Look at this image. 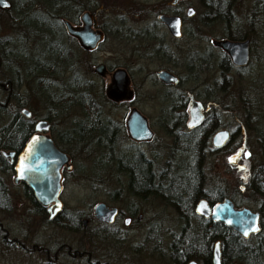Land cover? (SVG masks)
I'll return each mask as SVG.
<instances>
[{
  "label": "flooded vegetation",
  "instance_id": "flooded-vegetation-1",
  "mask_svg": "<svg viewBox=\"0 0 264 264\" xmlns=\"http://www.w3.org/2000/svg\"><path fill=\"white\" fill-rule=\"evenodd\" d=\"M7 1L10 3V7H0V17H6L9 31L12 29L19 31L15 36L8 34L0 36V145L2 141H5L4 144L10 146L9 148L0 146V183L9 192V195L10 186L20 187L26 195L27 191L32 192L24 180L15 179V166L19 154L30 137L34 134L44 135L51 139L54 146L65 154L66 158L59 164L61 211L53 219H49V205H39L44 209L48 221H55L60 217L62 219L69 218V215L66 216L61 193L65 184L70 180L71 174L76 171L70 148L73 141L82 146V134L84 131L86 132V127H89L87 134H94L95 140L93 141L96 143V147L99 146V153L107 154L111 160L109 165L117 176L116 179H123V187L119 190L126 191L132 199H152L154 205L161 206L162 211L171 209L176 215L179 227L173 233L171 240L184 233L187 234L190 226L195 223L197 218L214 223H223L198 213L197 205L201 200L206 201L210 211L218 202L228 198L232 201L235 209L246 207L252 212L258 213L260 226L258 232L250 233L244 237L232 229L245 242L251 241L261 231V220L264 215V179H261V173L264 174V162L252 163L251 168L248 169L249 173L242 178L241 183L237 186L238 189H234L231 194L227 192L229 187L210 186L205 182L204 162V184L199 191L200 174L198 167L200 157L204 156L205 161L208 153L223 152L229 147V144H233L238 134L244 133L243 128L246 127V123H250L251 126L253 123L259 124L261 121L262 112L258 111L260 96L257 90L259 78L256 76L257 72L261 71L259 63L255 67V75L251 77L255 81L253 93L251 92V95L247 91L244 94L239 93L235 103L234 98L229 95L234 85L240 87L238 78L247 74L250 67L255 66V64L252 66L253 57L255 60L261 61L260 58L258 60L259 56L252 55V51L256 25L261 26L262 24L261 15L264 12V0H251V8L249 9L251 12L245 18L237 17L239 14L236 12V7L241 0H199L200 6L198 5L197 8L188 3V0H144L142 2L145 4L142 9L143 14L149 15L153 12L156 19L150 23L148 32L137 34L126 42L137 41L133 46L166 47L168 46L167 40L176 43L183 37L187 20L201 17L205 23L222 25V36L210 37L208 39L210 45L206 52L196 57L198 62H204V66H207L209 60L214 62V56H210L209 52L213 51L214 48L217 49L219 53V56L216 57L218 59L216 62L217 71L215 66H212L211 75L207 74L209 75L207 78L202 77L200 73L206 69L200 70L201 65L197 62L193 88L186 94H182L177 90L181 84L180 76L169 68L160 67L151 75L154 78L155 88L159 86L157 90L161 89L163 92V95L158 94L156 97L160 106L155 115L147 111L142 113L132 105L127 107V114L124 119H113L110 116H104L102 105L96 104V108H92V112L95 113L94 120L88 118L87 121L82 119V72L76 67L79 88L71 90L69 88L70 79L68 78L70 75L67 78L63 75L65 67L57 66L56 72V64L41 49L47 48L52 43L63 46L69 44L70 40L79 46L81 51L91 52L98 49L105 41L106 31L103 26L96 23L94 8L93 11L83 8L87 2H93L96 6L97 0H85L86 4H82V9L79 10L75 18H71L70 15L75 13L76 7L69 6L70 3L66 0L58 1V5L64 6L63 8L55 7V2L49 0ZM157 6L159 8H156ZM189 8L193 9L190 14H188ZM60 11L62 14L58 15ZM85 11L90 12L93 16L92 28L99 29L103 33L101 41L91 50L82 48L76 38L67 32L64 25L65 20L73 25H82L81 14ZM160 15L179 16L181 18L179 36L171 33L166 24L159 18ZM43 20L49 22L56 29L46 33L43 29L38 28L35 22H42ZM2 27L0 23V29ZM222 39L233 42L247 41V63L241 66L236 65L228 52L214 44L215 40ZM99 65L104 67L102 73L96 71ZM118 68L111 69L106 64L98 63L93 70L99 76L111 71L112 83V73ZM161 69L174 73L179 79L178 82L166 83L159 79L157 72ZM59 70H61L60 74H58ZM124 70L130 78L128 71ZM251 73L249 71L247 75L251 76ZM101 89L103 90L102 87ZM107 91L108 89L106 90V97L110 102H122L129 95L128 93L125 97L115 100L108 96ZM168 93H173L174 97ZM146 96L149 100L153 99V96ZM99 98L101 99L100 96ZM222 98L224 102H221ZM35 100L43 103L44 113H34L31 103ZM190 100L199 103L201 113V119L192 126H190ZM235 104H240L242 119L235 118ZM232 108H234V114L231 118ZM134 109L144 117L147 126L145 130L138 125L136 118L130 121L132 129H129L128 119ZM223 114L228 116L226 120L221 119ZM40 121L46 122V128L36 130L35 128ZM256 129L258 130L257 127ZM221 130L227 132V139L222 146H215L213 143L214 135ZM148 132L151 133V136L145 138L144 136ZM121 138L128 145L125 150L119 152L116 151V145ZM103 147L106 148L104 152L101 150ZM251 157L252 154L249 150L243 151L244 159L247 160ZM235 161L236 157L229 159L230 163H235ZM119 190L117 189L116 193ZM237 196L240 197L239 200L236 198ZM240 200L254 201L255 207L253 208L246 203H239ZM107 206L116 207L117 213L111 223L101 222L94 217L99 222L100 227H114L120 220L125 226H129L142 218L140 213L134 218L135 207H132L130 212H124L116 205ZM151 219L148 234H156L155 225L163 223V216L159 212H154ZM82 222L84 225L86 224L84 221ZM217 240L220 241L221 249V240ZM168 250L170 260V247ZM190 261L200 264L196 259L188 256L182 264H189ZM169 264L171 263L169 262ZM228 264H237V262L233 260Z\"/></svg>",
  "mask_w": 264,
  "mask_h": 264
},
{
  "label": "rangeland",
  "instance_id": "rangeland-1",
  "mask_svg": "<svg viewBox=\"0 0 264 264\" xmlns=\"http://www.w3.org/2000/svg\"><path fill=\"white\" fill-rule=\"evenodd\" d=\"M250 1H240L236 7L238 18L250 15ZM142 2L144 0H97L96 6L93 2H87L83 7L94 10L96 23L104 27L106 38L94 51L83 54L82 51L75 49L73 57L75 67L82 72L83 78L101 86L105 94L111 85V71H107L102 76L97 75L93 68L98 63L106 64L111 69L122 67L130 76V91L126 100L117 103L110 102L107 97L100 99L104 101H100L104 116L113 119H124L127 107L132 105L142 113L147 111L155 115L158 112L160 103L156 97L158 94L163 95V92L161 89L157 90L159 86L155 88L154 78L151 75L160 67L169 68L180 76L181 84L177 90L182 94L191 91L198 62L196 57L206 52L210 45L208 42L210 37L223 34L221 24L205 23L201 17H197L186 21L184 35L176 43L167 40L166 47L133 46L137 41L126 42V40L148 32L150 23L156 19L153 12L149 15L143 14L142 9L145 4ZM187 2L196 8L199 5V0ZM262 17L264 12L261 15L262 24L256 25L253 34L255 40L252 51V55L259 56L258 60L260 58L261 61L253 57L252 66L254 64L255 66L247 70V74L249 71L252 72L251 76L247 74L240 76L239 84L237 83L240 87L234 85L229 95L234 98L235 103L239 93L244 94L246 91L250 95L253 93L255 81L251 77L255 75V67L259 63L261 71L257 72L256 76L259 78L257 90L260 96L258 111L262 112L261 121L251 126L250 123H246V127L243 126L244 133L238 134L233 144H229L223 152L208 153L204 161L205 182L210 186L229 187L227 190L229 194L234 189H238V184L249 173L248 169L251 168L252 163L264 162V18L262 20ZM0 23L3 26L0 29V36L6 34L15 36L19 32L13 29L9 31L6 17H0ZM70 44L74 49L75 46ZM211 52L209 55L214 56V62L209 60L207 66H204V62H198L201 65L200 70L206 69L200 73L205 78L211 75L212 66H215L217 71L216 57L219 53L215 48ZM70 73L71 71L63 70L65 78ZM168 94L174 97L173 93ZM146 95L153 96V99L149 100ZM95 98L98 99L96 93ZM221 102H224L223 98ZM32 103L34 113H44L45 107L42 102L35 100ZM239 105L235 104V118L242 119ZM233 109L231 118L234 114ZM94 117V112L82 111V119L94 120ZM227 117L223 114L221 119L226 120ZM88 128L82 134V146L75 141L72 142L70 151L76 171L71 174L61 193L66 216L72 213L79 214L78 220L75 221L77 230L70 229L67 222L48 221L37 211L20 187L10 186L11 208L9 211H0V264H169L168 246L173 233L179 227L176 215L171 209L162 211L161 206L154 205L152 199H132L126 191L119 190L123 187V179H116L115 171L109 165L110 158L107 154L99 153V146L96 147L93 141L94 134H87ZM127 145L128 143L121 138L116 145V151L125 150ZM246 149L252 154L247 160L243 158V151ZM101 150L104 152L106 148L103 147ZM231 157H236L235 163L229 162ZM117 189L118 193H116ZM236 198L240 199L239 196ZM97 202L116 205L124 212H130L132 207H135L134 218L139 213L142 218L129 226H125L120 220L114 227H100L93 215V206ZM239 203L255 207L254 201L240 200ZM154 212L161 213L163 223L155 225L156 234H148L149 222L152 221ZM134 218L133 220H136ZM82 221L86 224L84 225Z\"/></svg>",
  "mask_w": 264,
  "mask_h": 264
},
{
  "label": "water",
  "instance_id": "water-1",
  "mask_svg": "<svg viewBox=\"0 0 264 264\" xmlns=\"http://www.w3.org/2000/svg\"><path fill=\"white\" fill-rule=\"evenodd\" d=\"M0 7L8 8L10 7V3L7 0H0ZM191 12H193V9L189 8L188 14ZM159 18L166 24L173 35H180L181 18L179 16L160 15ZM81 21L83 22L82 25H73L68 20H65V29L71 36L76 38L82 48L85 50L94 49L101 41L103 33L99 29L92 28L93 16L90 12L85 11L81 14ZM214 44L228 52L236 65L241 66L247 63V41L233 42L222 39L215 40ZM103 68L102 65H99L96 71L102 73ZM157 76L166 83H177L179 80L174 73L165 69L159 70ZM128 83L129 78L126 71L122 68L116 69L112 73V83L107 91L108 96L115 100L125 97L129 93ZM190 114V126H192L201 119L199 103L194 100H190ZM135 118L138 119V125L145 130L147 128L145 119L135 109L131 112L128 119L129 129H132L130 121ZM46 125L45 121H40L35 129H45ZM150 136L151 133L148 132L144 137L148 138ZM226 139L227 132L221 130L214 135L213 143L215 146H222ZM9 154H12V152H9ZM65 158L66 155L54 146L51 139L41 134H34L26 142L23 150L19 154L15 166V179H22L26 182L39 204L49 205V219H53L61 211L62 203L59 197L61 191L59 164L65 160ZM197 211L204 217H210L214 221L223 222L226 226L244 237L260 230L258 213L252 212L246 207L235 209L232 201L228 198L218 202L213 207L212 211H210L206 201L201 200L197 205ZM116 213V207H108L103 202H99L93 206V215L101 222H113ZM212 263L221 264L219 240H216L213 245ZM189 264H196V262L190 261Z\"/></svg>",
  "mask_w": 264,
  "mask_h": 264
},
{
  "label": "trees",
  "instance_id": "trees-1",
  "mask_svg": "<svg viewBox=\"0 0 264 264\" xmlns=\"http://www.w3.org/2000/svg\"><path fill=\"white\" fill-rule=\"evenodd\" d=\"M55 2V7L63 8L64 6L58 5V1L62 2L63 0H49ZM70 3L69 6L76 7L75 13L71 14V18H75L79 10L82 9V4H86L85 0H66ZM207 1V0H205ZM62 11L58 13L61 15ZM66 14V13H65ZM31 23V22H30ZM38 28L43 29L46 33H50L55 30V27L43 20L35 22ZM70 43L72 41L70 40ZM65 44L59 46L56 43L52 45L43 47L44 53L49 55L53 62L56 64L55 71L57 72V66H63L65 69L71 71L70 76V85L71 90H76L79 88L77 68L75 67V62H73L74 50L77 49L81 51L79 46H75L74 49L71 48V44ZM77 46V47H76ZM82 53L86 52L82 50ZM61 67V68H63ZM58 71V74H60ZM95 93L101 99L106 97V94L101 89L99 85H96L91 80L85 79L82 77V111L83 112H92V108H96V104L104 102L103 100L96 99ZM99 100V101H98ZM109 100V99H108ZM87 129V127H86ZM93 129V128H92ZM94 131V130H93ZM94 133V132H93ZM5 141H2V147L9 148L10 146L4 144ZM205 157L202 156L199 158V191L203 187V162ZM261 179H264V174L261 173ZM260 180V179H259ZM258 181V180H257ZM261 183V181H260ZM27 197L32 201L34 207L37 211L46 218V213L44 209L36 202L32 192L27 191ZM11 208V198L9 192L6 191L0 183V211H9ZM61 216V215H60ZM59 216V217H60ZM69 218L62 219L61 217L56 219L55 222H67L70 229L76 231L79 214L72 213ZM47 219V218H46ZM211 225V226H209ZM262 229L261 231L251 239V241L245 242L238 234H236L231 228L225 226L223 223H214L212 221H207L205 219L197 218L195 223L190 226L188 233L181 236L173 238L170 241V263L171 264H182L183 260L188 256L189 258L196 259L200 264H212V245L215 240H221V264H228L233 260H236L237 264H264V215L261 220ZM189 227L188 225H185Z\"/></svg>",
  "mask_w": 264,
  "mask_h": 264
}]
</instances>
